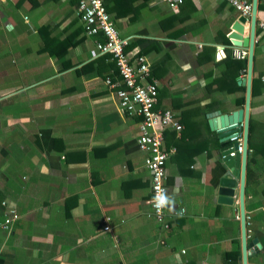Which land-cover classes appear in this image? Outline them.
I'll list each match as a JSON object with an SVG mask.
<instances>
[{"label": "crops", "instance_id": "1", "mask_svg": "<svg viewBox=\"0 0 264 264\" xmlns=\"http://www.w3.org/2000/svg\"><path fill=\"white\" fill-rule=\"evenodd\" d=\"M79 6L80 0L0 5V221L9 206L19 214L9 231L0 229V264H243L225 259L236 240L242 255L240 183L234 205L220 203L222 146L209 125V115L237 111L246 98L239 82L247 58L233 52L247 49L230 38L243 16L224 0H189L176 10L167 0H134L127 9L135 12L112 17L130 53L153 68L157 110L172 111L183 126L181 135L164 136L165 229L153 213L147 154L138 145L141 118L124 112L106 84L118 78L116 65L97 48L104 37L87 33ZM253 84L258 162L246 179V212L248 242L261 249L254 244L249 264H264L259 30Z\"/></svg>", "mask_w": 264, "mask_h": 264}, {"label": "built area", "instance_id": "2", "mask_svg": "<svg viewBox=\"0 0 264 264\" xmlns=\"http://www.w3.org/2000/svg\"><path fill=\"white\" fill-rule=\"evenodd\" d=\"M14 0H0V5ZM189 0H167L170 9L176 10ZM245 18H251L252 3L247 0H224ZM79 13L89 36H103L104 41L97 43L100 53L108 55L115 63L118 78L109 77L106 84L114 90L120 100L121 108L130 116L141 118L139 148L147 154L146 168L152 179V209L154 216L165 229L170 228L166 220L168 203L157 210L156 198L163 196L168 200L167 161L169 155L164 149V136L167 130L181 135L183 126L175 114L157 110L159 97L158 82L153 78V68L143 55H133L129 51V39L123 38L111 14L107 11L105 0H80ZM258 30L264 34V20L258 21ZM202 49V46H199ZM233 56L243 60L248 57L247 50H234ZM230 143H238L237 152L243 153V132L232 135ZM236 152L231 155L235 156ZM0 229L9 231L19 219L15 207L9 206ZM238 215V219H239ZM108 231L109 228H106Z\"/></svg>", "mask_w": 264, "mask_h": 264}, {"label": "water", "instance_id": "3", "mask_svg": "<svg viewBox=\"0 0 264 264\" xmlns=\"http://www.w3.org/2000/svg\"><path fill=\"white\" fill-rule=\"evenodd\" d=\"M252 15L249 33L244 39L245 23L247 18L241 17L234 25V32L230 36L235 47H243L248 50L247 77L239 82L246 88L245 105L232 113L223 114L217 111L209 115V125L212 131L217 132L222 146V163L225 169L224 177L220 182V203L233 206L235 203L237 185L239 186V217L241 222L242 260L243 264H249L252 248L256 245L255 252L261 249L258 242H248V218L246 212V179L249 160L250 122L252 105V84L254 73L255 44L258 32L259 0L252 2ZM221 59V56L218 57ZM243 132V153L237 152L238 143H230V138L236 132ZM236 152L235 156L231 154Z\"/></svg>", "mask_w": 264, "mask_h": 264}, {"label": "trees", "instance_id": "4", "mask_svg": "<svg viewBox=\"0 0 264 264\" xmlns=\"http://www.w3.org/2000/svg\"><path fill=\"white\" fill-rule=\"evenodd\" d=\"M134 0H105V6L107 8V11L111 14V16H114L115 20H118L120 18L125 17L127 14H129V11L132 9H127V3H133ZM148 1V0H146ZM150 1V0H149ZM135 12V10H132ZM131 11V12H132ZM259 11H264V0H259ZM104 41V40H103ZM130 49V46H129ZM244 69L246 70V66H244ZM254 85V84H253ZM254 95V86H253V94ZM245 104V98L242 99L241 105L244 106ZM256 132V125L254 120L251 119L250 122V141H249V150L251 151L249 153V160H248V172H247V184L250 183V180L252 179V165L257 161V147L254 144V136ZM242 255H241V242L239 240H236L234 242V248L227 252L225 255V259H231L232 261H241Z\"/></svg>", "mask_w": 264, "mask_h": 264}, {"label": "clouds", "instance_id": "5", "mask_svg": "<svg viewBox=\"0 0 264 264\" xmlns=\"http://www.w3.org/2000/svg\"><path fill=\"white\" fill-rule=\"evenodd\" d=\"M168 203V200L163 197V196H158L156 198V207H157V210H161L164 206H166Z\"/></svg>", "mask_w": 264, "mask_h": 264}]
</instances>
